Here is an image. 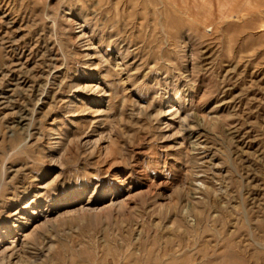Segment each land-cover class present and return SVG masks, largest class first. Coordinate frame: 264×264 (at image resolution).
<instances>
[{
  "label": "rangeland",
  "instance_id": "rangeland-1",
  "mask_svg": "<svg viewBox=\"0 0 264 264\" xmlns=\"http://www.w3.org/2000/svg\"><path fill=\"white\" fill-rule=\"evenodd\" d=\"M34 210L5 264H264V0H0V228Z\"/></svg>",
  "mask_w": 264,
  "mask_h": 264
},
{
  "label": "bare ground",
  "instance_id": "bare-ground-1",
  "mask_svg": "<svg viewBox=\"0 0 264 264\" xmlns=\"http://www.w3.org/2000/svg\"><path fill=\"white\" fill-rule=\"evenodd\" d=\"M78 88H80V87H78ZM95 91H97V90L95 89ZM101 140H102V138H99L98 141H92L88 136L85 135V136L81 137V139H79V143L82 144L83 146L92 148V147H95L98 143L100 144ZM120 205H121V202L113 201V202H110V204H108V205L104 204L102 207H100L98 209H102V211H103L104 208H106V207L109 208L110 206L113 207V206H120ZM96 209L97 208L89 206L86 209L81 207V208H78L75 210H77V211H79V210H81V211H92V210H96ZM65 212L66 213L69 212V214H70V212H72V210L65 211ZM39 213L40 212L34 210L31 215H29V214L27 215V214H24L22 212L15 214L14 216H16V217L12 221L13 222V229L17 228V231H19V232L16 234H12L13 237H11V238L9 237L10 239L7 242H5V240H6V238L8 239V236L13 232V229H11L9 226H5L4 228L3 227L0 228V263L1 264H5L6 262H9L10 259H12V257L16 254L15 252L17 251V245H18L17 243L24 244V242L27 239H29L30 237L33 236V234H35L34 232L37 229V226H33L34 228L29 231V225L32 223V219L34 218V216L36 217V215H38ZM44 219H46L45 221H43L44 223L51 221V219H48L47 217ZM43 222H42V224H44ZM17 252H19V250ZM19 262L21 263V261H17L16 263L14 262V264H18ZM22 263H23V261H22Z\"/></svg>",
  "mask_w": 264,
  "mask_h": 264
}]
</instances>
